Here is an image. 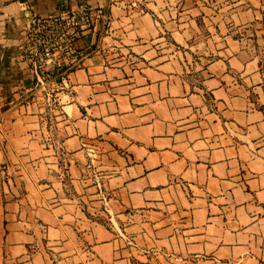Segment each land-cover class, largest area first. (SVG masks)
<instances>
[{
	"label": "crops",
	"instance_id": "0c3cea01",
	"mask_svg": "<svg viewBox=\"0 0 264 264\" xmlns=\"http://www.w3.org/2000/svg\"><path fill=\"white\" fill-rule=\"evenodd\" d=\"M22 1L0 0V264H264V0H85L110 19L52 101Z\"/></svg>",
	"mask_w": 264,
	"mask_h": 264
},
{
	"label": "built area",
	"instance_id": "2783aa9c",
	"mask_svg": "<svg viewBox=\"0 0 264 264\" xmlns=\"http://www.w3.org/2000/svg\"><path fill=\"white\" fill-rule=\"evenodd\" d=\"M26 21L21 43V57L27 62L33 84L51 98L54 87L68 86V72L80 56L77 39L98 21L108 22L106 8L95 7L82 0L73 6H61L54 12L39 14L30 10L29 3L22 1ZM2 54L0 52V65ZM91 161L95 150L90 149ZM15 169L11 168L13 172ZM98 192L107 199L101 179L96 177Z\"/></svg>",
	"mask_w": 264,
	"mask_h": 264
},
{
	"label": "rangeland",
	"instance_id": "374dc122",
	"mask_svg": "<svg viewBox=\"0 0 264 264\" xmlns=\"http://www.w3.org/2000/svg\"><path fill=\"white\" fill-rule=\"evenodd\" d=\"M126 4L130 7V8H136V7H140V6H142L143 5V0H128V1H126ZM38 87H40V86H38ZM55 91H56V89L55 90H53L52 91V96H51V98H49L48 100L49 101H52L54 98H55ZM43 95V94H42ZM45 96H46V98H48V96H47V94H44ZM43 95V96H44ZM57 131H58V125L56 124V123H54L52 126H51V132L53 133V135H56L57 134ZM62 130H60V133H59V135H60V137L63 135V132H61ZM97 156H95L94 157V161L92 162V164L93 163H95V158H96ZM99 177V175H97L96 173H95V177Z\"/></svg>",
	"mask_w": 264,
	"mask_h": 264
}]
</instances>
